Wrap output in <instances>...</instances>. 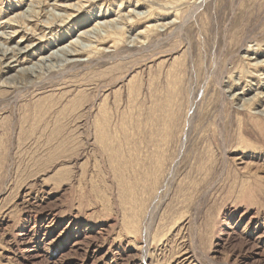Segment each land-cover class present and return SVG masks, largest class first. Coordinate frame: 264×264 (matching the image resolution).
<instances>
[{
    "label": "rangeland",
    "instance_id": "obj_1",
    "mask_svg": "<svg viewBox=\"0 0 264 264\" xmlns=\"http://www.w3.org/2000/svg\"><path fill=\"white\" fill-rule=\"evenodd\" d=\"M34 1L0 0V264H264V0Z\"/></svg>",
    "mask_w": 264,
    "mask_h": 264
},
{
    "label": "bare ground",
    "instance_id": "obj_2",
    "mask_svg": "<svg viewBox=\"0 0 264 264\" xmlns=\"http://www.w3.org/2000/svg\"><path fill=\"white\" fill-rule=\"evenodd\" d=\"M42 1V0H41ZM41 1L40 0H35L34 1V3H35V6H39L40 5V3H41ZM87 2L88 1H90L91 3L94 1V0H86ZM168 1H170V0H160V2L161 3H168ZM178 1V0H177ZM43 3V2H42ZM89 4L87 7H89V6H91L92 4ZM121 3L122 2H119L118 4H119V6L121 5ZM169 5H170V3H168ZM59 5V4H58ZM162 5V4H161ZM172 5V4H171ZM55 6H56V4H55ZM72 7H66V6H64L65 8H71V10H75V11H79V12H85V10H86V8H84L85 7V4H82L81 2H79V3H77V4H74V5H71ZM137 6V5H136ZM62 7V6H61ZM154 9V8H153ZM35 13H36V15H39L40 14V11L39 10H35ZM151 14V13H150ZM55 15V14H54ZM76 15H73V14H67V15H57V17L59 18V19H61V21H63V22H66L65 21V18L66 19H69V20H72V18H74ZM25 20H30V19H28L26 16H19L18 18H16V19H12L11 21L9 20L8 22V24H10L11 26H13V27H17V25H14V23L15 22H17V23H20L21 21H25ZM56 20H55V18H52L51 20H46V21H44L45 22V24H47V26L49 25V26H51V25H54V24H56V22H55ZM96 25H94L93 26V28L95 27ZM98 26V25H97ZM148 26V25H147ZM153 26H154V24H153ZM96 28H99V27H96ZM82 29V28H81ZM91 29V31H93L94 29H92V28H90ZM167 29V28H166ZM86 30V29H85ZM89 29H87L86 31H88ZM90 31V32H91ZM82 32H84V31H82ZM84 33H86V32H84ZM66 34V33H65ZM64 33L63 34H60L59 35V39L60 38H62L64 35H65ZM97 35L96 36H99V34L98 33H96ZM114 34H116L115 32H109V31H107V34H106V36H105V40H107V39H111V38H113V35ZM104 36V35H103ZM3 37V40H5L6 38H8L7 36L5 37V35H1L0 36V38H2ZM80 37V36H79ZM58 38H57V40H58ZM81 38H85V39H88V41H89V37H87L86 38V35H82L81 34ZM91 41V40H90ZM96 42H99V43H103V42H105L104 41V38L102 39L100 36L97 38V40H96ZM5 43V42H4ZM78 43V42H77ZM77 45L78 44H76V43H72L70 46H71V48L73 49V50H71L72 52H70V50L68 49V51L69 52H65V54H69L70 56H72V57H78L80 54H81V52L83 51V50H81L80 49V47L78 48L77 47ZM93 47V46H92ZM95 48V47H94ZM90 49H92V48H90ZM9 49L6 47L5 49H3L2 51H3V53L1 54V59H7L8 57H10V61L5 65L7 68H10V66H12L11 64L14 62V61H19V57H20V55H22V54H24L23 52H25V51H22L21 49H19V50H17V51H8ZM13 50V49H12ZM58 51H60V52H64L65 51V49H63V47H61V48H59L56 52H58ZM92 51H89V53H91ZM10 54V55H9ZM55 54V53H54ZM57 54V53H56ZM64 54V55H65ZM9 55V56H8ZM63 55V56H64ZM54 55L53 54H50L48 57H45L44 59H46V58H52ZM56 57H57V55H56ZM11 58H12V60H11ZM79 61H82L81 59H73V60H71V63H73L71 66H75V65H77V63L79 62ZM43 62V61H42ZM76 63V64H75ZM13 67H14V65H13ZM27 71H29V69L28 68H23L22 70H21V72H22V74L23 73H25V72H27ZM31 72V71H30ZM262 77V76H261ZM4 85V84H3ZM48 224H50L49 223V221H48ZM86 235V234H85ZM90 235H86V237L85 238H87V240H89V237ZM85 240V239H84ZM80 243H83V241L82 240H77V241H75V243H74V245H76V244H80ZM46 244V243H45ZM87 244V243H86ZM89 247L91 246V244L90 243H88L87 244ZM99 248V247H98ZM86 254V253H85ZM97 258V257H96Z\"/></svg>",
    "mask_w": 264,
    "mask_h": 264
}]
</instances>
